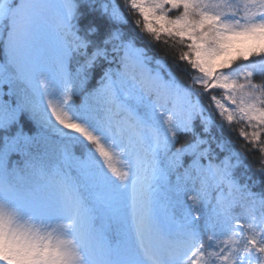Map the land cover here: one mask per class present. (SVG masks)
I'll return each instance as SVG.
<instances>
[{
    "label": "snow or ice",
    "instance_id": "6c2138e0",
    "mask_svg": "<svg viewBox=\"0 0 264 264\" xmlns=\"http://www.w3.org/2000/svg\"><path fill=\"white\" fill-rule=\"evenodd\" d=\"M0 44V264H264V0H0Z\"/></svg>",
    "mask_w": 264,
    "mask_h": 264
},
{
    "label": "trees",
    "instance_id": "16d2710c",
    "mask_svg": "<svg viewBox=\"0 0 264 264\" xmlns=\"http://www.w3.org/2000/svg\"><path fill=\"white\" fill-rule=\"evenodd\" d=\"M122 2V0H121ZM135 19V17H132L131 15H129V23L125 26L124 30L130 34H133L134 31H135V27H134V24L132 23V21ZM149 38L145 37V41H147ZM144 42H142L143 44ZM144 46H147L146 44ZM164 48V45L163 44H160L158 46H155V47H150L149 48V51L151 54H155V55H159L161 57H163L165 55L164 52L161 51V49ZM3 61V46L2 44H0V62ZM168 62L169 64L171 65L172 63V60H171V57L169 56L168 57ZM257 82H259V80H257ZM95 86V79L88 85L89 88L91 87H94ZM79 102V101H77ZM244 125L242 124H237V125H234L233 128L234 130L233 131H228L227 127H225L222 135H223V138L227 141H230L231 143V146L235 149H240L241 146L244 144V141L241 140L238 136V131L241 127H243ZM27 130V129H26ZM184 140V137H181V143L183 142ZM13 159H19L18 156H13ZM244 170H241V172H243ZM247 176H252V180L250 181H247L250 185L253 183V181H256L258 180V177L256 175H254V173L252 171H248L245 176L243 177L242 181L241 182H244V180H246ZM261 190H264V184H255V186L253 187V191L255 192H260ZM206 239V237H205Z\"/></svg>",
    "mask_w": 264,
    "mask_h": 264
}]
</instances>
